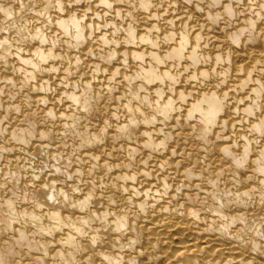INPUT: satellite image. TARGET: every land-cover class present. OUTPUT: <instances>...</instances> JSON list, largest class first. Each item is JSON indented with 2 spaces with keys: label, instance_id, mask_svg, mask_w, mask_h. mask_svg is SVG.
I'll return each mask as SVG.
<instances>
[{
  "label": "bare ground",
  "instance_id": "obj_1",
  "mask_svg": "<svg viewBox=\"0 0 264 264\" xmlns=\"http://www.w3.org/2000/svg\"><path fill=\"white\" fill-rule=\"evenodd\" d=\"M0 264H264V0H0Z\"/></svg>",
  "mask_w": 264,
  "mask_h": 264
}]
</instances>
